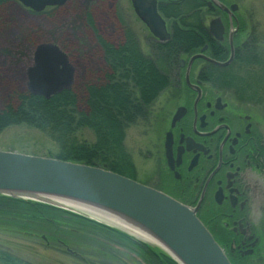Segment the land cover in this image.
<instances>
[{"label":"trees","instance_id":"obj_1","mask_svg":"<svg viewBox=\"0 0 264 264\" xmlns=\"http://www.w3.org/2000/svg\"><path fill=\"white\" fill-rule=\"evenodd\" d=\"M159 1L160 12L171 31V38L158 44V61L163 71L168 73L180 58L196 53L205 44H209L211 55L215 58L227 56L223 54V47H228V44L218 42L208 32V18L220 13L217 6H208V0ZM92 11L85 12V16L101 48L105 62L103 70L91 69L89 78L93 77L94 81L82 85L74 83L70 89H64L50 98L33 94L26 87L4 97L2 100L5 103L0 107V133L11 125L33 126L48 133L60 144L55 157L97 165L129 176L131 156L125 144L126 129L146 115L161 90L170 87L172 82L160 67L143 58L130 31L122 25L124 35L119 30L111 32L108 38L99 34ZM238 24L241 33H244L246 23L243 16H239ZM235 43L236 55L231 64L225 67L210 65V70L219 74L220 87L232 84L235 76H228L235 75L236 70L259 64V51L253 34L248 40L238 36ZM87 56L91 57V54ZM97 77L101 80L98 81ZM130 79L135 83V90L129 85ZM82 128L94 132L93 142L79 139L78 130ZM91 224L122 236L124 245L130 246L135 254H140L147 264H164L150 247L84 215L49 203L0 194V225L24 235L45 234L54 239L56 235L80 231L88 234L87 226L93 227ZM0 264L34 263L0 248ZM170 264L176 263L170 261Z\"/></svg>","mask_w":264,"mask_h":264},{"label":"flooded vegetation","instance_id":"obj_2","mask_svg":"<svg viewBox=\"0 0 264 264\" xmlns=\"http://www.w3.org/2000/svg\"><path fill=\"white\" fill-rule=\"evenodd\" d=\"M11 1L21 9L38 13L19 0H0V22L10 17L6 7ZM53 7L58 6L48 8ZM237 10L228 13L220 9L213 16L220 17L225 26L224 38L217 41L228 44L223 47L227 56L215 58L209 44H205V55L220 61L229 58L231 20L236 55V37L243 35ZM122 26L130 31L143 58L160 67L172 82L147 109L146 114L160 100L158 131L155 142L141 152L142 162L130 155L129 177L197 208V216L226 254L227 245L247 256L258 252L264 245V120L232 97L227 87L219 86V74L210 70V65L216 64L202 57L189 63L190 57L202 52L205 45L180 58L167 73L158 61V44L166 41L155 37L145 24L141 26L147 34L142 37ZM129 85L135 90L133 79ZM140 170L143 178L138 177Z\"/></svg>","mask_w":264,"mask_h":264},{"label":"rangeland","instance_id":"obj_3","mask_svg":"<svg viewBox=\"0 0 264 264\" xmlns=\"http://www.w3.org/2000/svg\"><path fill=\"white\" fill-rule=\"evenodd\" d=\"M228 3H237V12L246 23L242 39L248 40L253 34L260 60L259 64L236 70L235 75L230 74L228 78H235L227 88L232 97L264 120V0H228ZM6 9L10 12V17L6 16L0 22V107L5 103L2 100L4 97L25 87L28 89L27 69L33 64L34 51L40 43H54L67 53L75 68L73 84L82 85L95 80L93 77L89 78L90 70H103L105 62L96 35L85 16L88 10H93L97 31L105 38L111 32H123L121 25L135 30L140 37L147 34V30L141 26L144 23L134 12L131 0H67L58 7L47 8L36 14L21 9L11 1L7 3ZM213 18L209 17L207 24ZM36 40V44L33 43ZM86 53L91 54V57ZM97 79L101 80L100 77ZM160 110L159 100L150 112L126 129V147L138 162L143 159L141 152L148 148V144L155 142L158 131L156 115ZM78 137L83 142L95 140V134L89 128L79 129ZM59 148L60 144L48 133L33 126L11 125L0 133L2 150L55 157ZM143 176L140 170L138 177ZM87 215L99 219L107 228L120 231L137 243L150 247L164 264H170V261L180 264L161 245L147 238L145 233L92 213ZM91 226L93 227L87 226V231L91 234L80 231L65 234L67 237L56 235L52 239L45 234L24 235L0 225V248L34 264H147L140 254H135L130 246L124 245L122 236L94 224ZM230 247L227 245V254L234 264H264V245L250 256L233 251Z\"/></svg>","mask_w":264,"mask_h":264},{"label":"water","instance_id":"obj_4","mask_svg":"<svg viewBox=\"0 0 264 264\" xmlns=\"http://www.w3.org/2000/svg\"><path fill=\"white\" fill-rule=\"evenodd\" d=\"M19 1L35 11H42L67 0ZM131 2L137 16L155 37L160 41L170 39L171 33L159 11L158 0ZM213 3L228 13L238 7L236 3L227 6L222 0L208 1L209 5ZM230 24L231 53L226 61L206 56L203 53L205 45L202 52L191 56L189 63L202 57L220 66L228 65L235 54L232 20ZM208 29L215 39L224 38L225 26L220 17L211 20ZM74 72L67 53L58 45L40 43L34 51L33 64L27 69L28 90L50 98L72 87ZM0 194L49 203L98 222L101 221L87 215L90 212L79 206L104 210L158 240L180 264H232L197 216V208L104 167L0 149Z\"/></svg>","mask_w":264,"mask_h":264},{"label":"bare ground","instance_id":"obj_5","mask_svg":"<svg viewBox=\"0 0 264 264\" xmlns=\"http://www.w3.org/2000/svg\"><path fill=\"white\" fill-rule=\"evenodd\" d=\"M75 207H76V206H75ZM79 208H81V209H82V208L87 209V211L90 212V213H95V215H98V216L104 217V218H106V219L114 220L115 222L121 224V225L124 226V227H125V225H126V226H128L127 228H130L131 230H134V231H137V232H141V233H143V232L140 231L139 229H136L135 226H131V225H129L128 223L121 221L120 219H118V218L114 217L113 215H111V213L106 212V211H104V210H101V209H95V208H93V207H86V206H84V207L79 206ZM143 234H144V233H143ZM144 235H145L147 238H149L152 242H156V243H159V244H160V242H159L158 240H156L155 238H153L152 236H149V235H147V234H144Z\"/></svg>","mask_w":264,"mask_h":264}]
</instances>
